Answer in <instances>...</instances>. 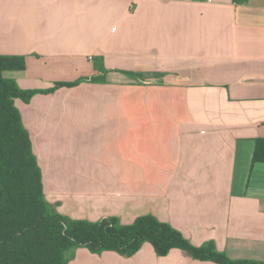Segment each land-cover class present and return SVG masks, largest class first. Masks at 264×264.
<instances>
[{"label":"crops","instance_id":"0c3cea01","mask_svg":"<svg viewBox=\"0 0 264 264\" xmlns=\"http://www.w3.org/2000/svg\"><path fill=\"white\" fill-rule=\"evenodd\" d=\"M0 55L59 213L153 215L194 246L264 262V0H0ZM68 264H215L75 251Z\"/></svg>","mask_w":264,"mask_h":264},{"label":"trees","instance_id":"16d2710c","mask_svg":"<svg viewBox=\"0 0 264 264\" xmlns=\"http://www.w3.org/2000/svg\"><path fill=\"white\" fill-rule=\"evenodd\" d=\"M25 70V57L0 55V264H68L79 248L97 255L114 252L132 257L145 244L159 257L177 249L200 262L264 264L231 260L214 241L194 246L180 231L153 215L125 225L117 217L92 222L59 213L45 196L42 170L16 101L28 104L38 94L74 88L79 82L55 83L46 91L24 90L7 73ZM253 160L264 163V139L257 140Z\"/></svg>","mask_w":264,"mask_h":264},{"label":"rangeland","instance_id":"374dc122","mask_svg":"<svg viewBox=\"0 0 264 264\" xmlns=\"http://www.w3.org/2000/svg\"><path fill=\"white\" fill-rule=\"evenodd\" d=\"M29 104V103H28ZM157 218V217H156ZM75 220H78V219H75ZM125 225H127V224H125ZM68 257H70V256H68ZM69 259V258H68Z\"/></svg>","mask_w":264,"mask_h":264}]
</instances>
